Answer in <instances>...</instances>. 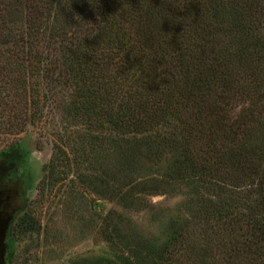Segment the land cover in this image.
Returning a JSON list of instances; mask_svg holds the SVG:
<instances>
[{
    "label": "rangeland",
    "instance_id": "rangeland-1",
    "mask_svg": "<svg viewBox=\"0 0 264 264\" xmlns=\"http://www.w3.org/2000/svg\"><path fill=\"white\" fill-rule=\"evenodd\" d=\"M233 3L240 8L237 0ZM46 5L42 29L52 24L48 35L55 39L59 31L68 33L54 47L43 48L40 41L38 48L57 49L48 59L73 66L70 77L64 78L66 72L54 62L48 68L56 66L50 74L56 80L47 77V67L37 70L0 54V171L11 172L24 189L22 209L6 236V264H117L137 243L156 250L174 230L187 237L183 251L195 264H235L225 259L222 247L211 246L214 232L198 231L205 223L198 222L202 211L196 210V200L210 195L205 187L210 183L190 187L184 172L176 170L178 162L192 155L193 141L181 117L170 113L180 93L168 79L175 68L152 65L144 76L148 66L130 57L126 61L125 52L111 48L107 56L100 49L107 34L100 29L108 21L96 3L48 0ZM234 5L229 4L226 24L213 29L208 45L228 72L226 90L211 88L203 111L223 117L218 119L223 135L211 128L218 133L221 160L229 156L236 161L255 146L251 163L264 171V153L259 155L264 150L258 149L264 136L259 133L264 125V27L253 31L247 20L241 23ZM230 17L234 22L229 24ZM17 18L22 19H13L9 29L20 38L25 24ZM241 24L246 26L239 30ZM92 31L103 52L77 67L72 57L86 51L84 39ZM254 32L257 48L247 46ZM141 76L146 81L140 87ZM103 107L111 115L97 113ZM116 112L123 121L142 118L137 128H120L108 121ZM239 167L228 166L233 175L212 180L223 181L233 195L253 197V177ZM173 257L170 248L161 264H174Z\"/></svg>",
    "mask_w": 264,
    "mask_h": 264
},
{
    "label": "trees",
    "instance_id": "trees-1",
    "mask_svg": "<svg viewBox=\"0 0 264 264\" xmlns=\"http://www.w3.org/2000/svg\"><path fill=\"white\" fill-rule=\"evenodd\" d=\"M47 1L0 0V54H5L6 56L3 57L7 59L11 57L27 65L32 64L37 67V70L43 69L44 71L47 67V70H50L47 72L49 75L47 77L56 80L58 77L51 78L50 76L56 71V66L48 68L52 66V62L60 67L59 71L63 69L66 72L64 78L67 75L70 77L69 73L73 71V66L66 67L63 64L59 66L57 61L48 59L47 55H54L58 52L57 49L46 52L38 48V43L41 41L43 48L50 49L68 33L59 31L55 39L54 35L52 38L48 35L53 27L52 24H46L42 29V16L47 7ZM79 1L85 4L96 3L102 9L108 26L100 29L101 32L107 34L104 38L105 46L100 49L104 50L107 56L111 48L119 50L118 52H125L126 61L130 57L141 67L148 66L144 76L152 72L149 68L152 65L175 68L176 71L170 73L173 78H167L179 87L180 93L170 105L172 110L170 113L181 117L186 125V133L193 141L190 151L192 155L188 153L189 155L178 162L176 170L184 172L185 183L190 187L200 186L205 182L210 183L205 184L210 195L196 200L200 204L199 209L196 210L202 211L198 222L205 223V226L202 229L198 228V231L214 232L215 243L211 246L222 247L225 259L234 260L235 264H264V171H260L258 165L255 167L251 163L253 151L256 150L255 146L248 147L245 154L240 153L236 161L229 156L226 160H221L217 155L218 133L211 128L215 127L222 134L221 129L224 128L218 123V119L223 117L220 112L206 114L203 111L209 100L211 88L221 87L219 91L226 90L225 82L228 72L224 69L221 57L212 54L208 45H210L212 34L215 33L213 29L219 24H226L225 17L230 12L229 4L234 5L233 0ZM237 3L240 8L237 9L234 5V10L235 14L238 12L237 15H241V23L247 20L253 31H255L253 27H264V0H237ZM18 16L23 19L17 18L19 24H25V35L15 38L11 34L9 25ZM233 22L234 20L230 17L229 24ZM243 26L246 24H241L239 30ZM244 32L246 29L239 34L243 36ZM38 34L41 35L40 38ZM93 35L94 32L90 39H84V44L88 45L86 51L74 53L79 55L72 57L75 66L86 63L87 59L97 52H103L96 48ZM248 42L250 44L247 43V46L257 48L260 41L256 40L255 32L252 41ZM104 69L107 68L104 66ZM77 74L81 76L80 73L76 72ZM145 81L146 78L143 77L137 85L140 82L141 87ZM96 110L97 113L111 115L106 107ZM2 116L3 114H0V117ZM141 118L142 116H139L134 121L131 118L123 121L121 114L116 112L114 119L111 118L108 121L120 128H122L121 124L126 128H137ZM238 126L241 127V125ZM235 130L237 128H229L230 132ZM259 133L264 135V125L259 128ZM259 143L257 144L258 149L263 151L264 136ZM240 162H242L241 165H239ZM228 166H240L242 173L253 177H249L254 183L253 197L233 195L234 193L229 189L223 188V181L219 183L218 180H214L217 179L218 174L220 176L233 175L231 171H228ZM246 169L247 172H245ZM177 231L174 230L166 235L156 250L144 242L137 243L130 256L123 257L117 264H148V262L149 264H161V260H165L164 255L170 254V248L174 256L172 259L174 264H187L188 262L195 264V258L191 256L189 260L190 255H185L183 251L187 237L182 238L183 232ZM89 263L96 264L97 262L88 261L87 264Z\"/></svg>",
    "mask_w": 264,
    "mask_h": 264
},
{
    "label": "flooded vegetation",
    "instance_id": "flooded-vegetation-1",
    "mask_svg": "<svg viewBox=\"0 0 264 264\" xmlns=\"http://www.w3.org/2000/svg\"><path fill=\"white\" fill-rule=\"evenodd\" d=\"M11 172L0 171V251L7 246L12 220L21 211L24 189L13 181Z\"/></svg>",
    "mask_w": 264,
    "mask_h": 264
},
{
    "label": "water",
    "instance_id": "water-1",
    "mask_svg": "<svg viewBox=\"0 0 264 264\" xmlns=\"http://www.w3.org/2000/svg\"><path fill=\"white\" fill-rule=\"evenodd\" d=\"M6 251H5V248L1 249L0 251V264H6Z\"/></svg>",
    "mask_w": 264,
    "mask_h": 264
}]
</instances>
